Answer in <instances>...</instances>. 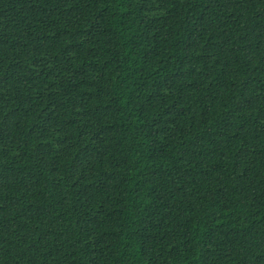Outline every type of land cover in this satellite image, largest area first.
Wrapping results in <instances>:
<instances>
[{"label": "trees", "instance_id": "obj_1", "mask_svg": "<svg viewBox=\"0 0 264 264\" xmlns=\"http://www.w3.org/2000/svg\"><path fill=\"white\" fill-rule=\"evenodd\" d=\"M0 264H264V0H0Z\"/></svg>", "mask_w": 264, "mask_h": 264}]
</instances>
